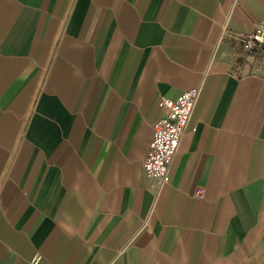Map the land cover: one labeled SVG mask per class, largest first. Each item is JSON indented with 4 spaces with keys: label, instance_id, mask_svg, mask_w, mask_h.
I'll use <instances>...</instances> for the list:
<instances>
[{
    "label": "crops",
    "instance_id": "crops-1",
    "mask_svg": "<svg viewBox=\"0 0 264 264\" xmlns=\"http://www.w3.org/2000/svg\"><path fill=\"white\" fill-rule=\"evenodd\" d=\"M261 21L264 0H0V264H264V52L220 41ZM197 86L156 193L160 99Z\"/></svg>",
    "mask_w": 264,
    "mask_h": 264
},
{
    "label": "built area",
    "instance_id": "built-area-1",
    "mask_svg": "<svg viewBox=\"0 0 264 264\" xmlns=\"http://www.w3.org/2000/svg\"><path fill=\"white\" fill-rule=\"evenodd\" d=\"M227 37L240 41L241 64H248L254 70L259 67L264 52V21L258 22L254 29L242 35L230 33L226 26L222 30L220 41ZM201 93V86L185 90L177 99L161 97L160 106L164 110L162 117L154 123V134L147 155L143 159L144 170L152 182V187L158 193L162 187L170 183V172L180 143L188 131L194 109ZM202 188L196 191V196L202 197ZM41 256L37 254L31 264H38Z\"/></svg>",
    "mask_w": 264,
    "mask_h": 264
}]
</instances>
